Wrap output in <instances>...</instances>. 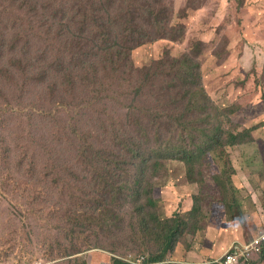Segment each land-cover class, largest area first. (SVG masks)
<instances>
[{
	"label": "trees",
	"instance_id": "obj_1",
	"mask_svg": "<svg viewBox=\"0 0 264 264\" xmlns=\"http://www.w3.org/2000/svg\"><path fill=\"white\" fill-rule=\"evenodd\" d=\"M165 1L12 0L20 11L28 9V26L11 39L9 28L18 23L0 32V75L21 97L33 87L39 97V106L22 110L29 122L20 120L15 146H0V158H14L17 176L38 191L25 198L53 207L57 229L74 240L70 250L57 242L60 254L77 255L72 264H91L87 248L108 253V264H136L120 250L135 251L140 264H194L187 260L190 249L214 239L209 227L225 220L244 225L250 217L236 176L251 167H236L232 156L235 148L261 141L256 133L264 123L250 127L234 116L259 91L220 106L207 88L210 69L203 67L201 42L178 56L168 48L152 63L136 65L134 50L179 40L185 32L184 16L172 23ZM35 116L46 131L31 126ZM11 170L5 177L15 182ZM43 179L56 188L55 197L42 196ZM208 179L220 195L209 197ZM257 180L254 187H264L263 170ZM173 184H197L199 191L189 210L162 215L156 189ZM262 232L264 227L242 242ZM181 245L186 254L179 262L174 258ZM262 248L249 264H264V241ZM216 261L204 264H221Z\"/></svg>",
	"mask_w": 264,
	"mask_h": 264
},
{
	"label": "rangeland",
	"instance_id": "obj_2",
	"mask_svg": "<svg viewBox=\"0 0 264 264\" xmlns=\"http://www.w3.org/2000/svg\"><path fill=\"white\" fill-rule=\"evenodd\" d=\"M3 1H0V15L5 13L6 16L0 19V32L6 26L12 27L18 23L15 28H9L8 39H11L21 25L28 26L25 22H29L30 15L28 9L19 10L20 2L13 5L12 0L11 3ZM163 6L169 8L173 15L172 23H178L179 18L184 16L181 22L186 26L185 32L179 40L159 39L152 45L134 50L136 65L141 67L152 63L168 48L173 55L178 56L179 52L190 51L196 42H201L204 44L201 56L203 67L210 69L206 84L211 97L220 106H230L259 91L255 101L245 108L248 109L241 110L234 118L250 127L264 123V0H166ZM7 54L2 56L9 58ZM9 83L5 76L0 75V146H15L12 139L18 123L21 119L25 123L29 122L28 111L22 110L39 106L38 92L34 87L21 97L18 87L10 86ZM30 124L33 127L38 124L46 131V123L36 116L31 117ZM1 125H4V129ZM256 134L259 137L256 140L260 142L235 148L232 156L236 167H251V170L247 168L246 175L240 176L239 173L236 176L237 184L245 188L241 194L244 196L243 207L250 214L248 221L243 225L239 221L225 220L220 228L209 227L207 236H214V239L195 242L190 249L192 254L189 252V262L204 264L220 261L228 253L226 246L242 242L247 234L250 238L264 227V187H254V184H259V170L264 171V127L259 128ZM4 152L0 149L1 157ZM13 166L14 158L8 163L0 158V264H72L70 262H74L77 255L60 254L57 242L60 238L64 244L62 250H70L74 240L65 237L68 231L57 229L59 219L55 218L53 207L44 201L37 204L25 198L28 191L33 196L38 191L33 186L27 188L23 184L25 178L17 176ZM7 168L12 169L10 176L16 177L15 182L5 177ZM246 177L253 182L250 189L243 183ZM43 180L46 188L42 196L45 199L55 197L56 188ZM207 185L210 198L215 193L220 195L212 179L207 180ZM48 191L51 196L46 195ZM198 191L197 184H184L182 187L173 184L157 188L156 196L162 198L159 205L162 215L189 210L193 202L191 195ZM251 198L256 204L251 202ZM189 237L186 240L191 242ZM97 250L87 248L84 257L91 264H108L110 255ZM118 253H128L127 258L132 260L138 258L135 251L120 250ZM185 254V247L181 245L174 259L184 261Z\"/></svg>",
	"mask_w": 264,
	"mask_h": 264
},
{
	"label": "built area",
	"instance_id": "obj_3",
	"mask_svg": "<svg viewBox=\"0 0 264 264\" xmlns=\"http://www.w3.org/2000/svg\"><path fill=\"white\" fill-rule=\"evenodd\" d=\"M264 241V232L260 238L253 242H235L231 245L227 255L220 260L221 264H249L253 259L254 255L262 252V242ZM129 261L140 264L142 260H132L130 257Z\"/></svg>",
	"mask_w": 264,
	"mask_h": 264
},
{
	"label": "crops",
	"instance_id": "obj_4",
	"mask_svg": "<svg viewBox=\"0 0 264 264\" xmlns=\"http://www.w3.org/2000/svg\"><path fill=\"white\" fill-rule=\"evenodd\" d=\"M251 182H252V181H251ZM251 182H249V183H244L245 187H247L248 189L252 188L253 183H251ZM253 199H254V198H253ZM216 262H217V261H216Z\"/></svg>",
	"mask_w": 264,
	"mask_h": 264
}]
</instances>
